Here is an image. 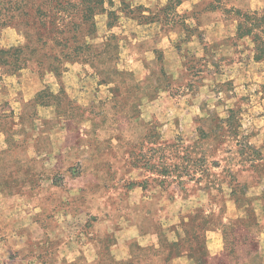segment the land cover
<instances>
[{"label": "rangeland", "instance_id": "1", "mask_svg": "<svg viewBox=\"0 0 264 264\" xmlns=\"http://www.w3.org/2000/svg\"><path fill=\"white\" fill-rule=\"evenodd\" d=\"M33 2L0 35V144L41 141L56 176L0 197V264H264V0Z\"/></svg>", "mask_w": 264, "mask_h": 264}, {"label": "crops", "instance_id": "2", "mask_svg": "<svg viewBox=\"0 0 264 264\" xmlns=\"http://www.w3.org/2000/svg\"><path fill=\"white\" fill-rule=\"evenodd\" d=\"M0 129H3V127H0ZM35 130L34 127L28 128V131L35 132ZM1 132H4V130ZM20 132L19 129L13 127L12 136H8V139H5L4 143L0 144L3 149V151H0V168L2 167L0 170V197H27L34 194L42 197L50 196L49 189L37 186L39 182L43 185L44 180H49L56 176L51 174L53 172V162L48 155L49 150L47 151V160L45 158L46 154L38 149L41 141H32L33 139L18 141V139H14L20 135ZM34 176L36 177L34 178ZM17 177H19L18 180ZM26 177L30 178L27 179ZM59 177L60 180L63 179L59 175L56 178L59 180ZM55 186L52 192L58 190L63 192L69 188L63 187L62 180L60 184L56 183ZM36 222L40 223V220L37 218ZM40 225L43 226L41 223Z\"/></svg>", "mask_w": 264, "mask_h": 264}, {"label": "trees", "instance_id": "3", "mask_svg": "<svg viewBox=\"0 0 264 264\" xmlns=\"http://www.w3.org/2000/svg\"><path fill=\"white\" fill-rule=\"evenodd\" d=\"M83 0H43V3L41 5H38L36 9H34V12H36V14L38 15L40 14H44V15H49L52 11L54 12V16L56 17L58 15H67V17H71V14L74 11H77L78 9L83 11H86V13H91L94 14V7H96V5L101 4L102 0H88V4H86L84 7H81ZM104 1V0H103ZM182 0H168L167 6L165 7V11H169L172 9V6L176 3L181 4ZM96 4V5H90V3ZM34 2L33 0H1L0 1V35L3 31V29H5L6 27H9L11 25H15L18 24V22L20 21V19H25L23 21V23H19V24H25L26 26H29V22L26 20V18H28L30 11H29V5H33ZM33 12V11H32ZM74 16V15H72ZM53 22V21H51ZM54 24V22H53ZM94 32V31H93ZM93 32H89L88 34H92ZM78 37L76 34L74 35H70L67 34L62 38V42H63V49L61 50L63 59L66 60H77L78 57L74 56L72 53L73 51H77L81 48H87L90 49V45L88 43H86L85 41L82 44H78L77 43ZM108 40V39H107ZM118 41V38L116 39V42ZM107 45L109 46V41H107ZM72 48V49H71ZM42 47H37V49H32L31 51H33L34 53H39L40 54V58H48L46 57V54H43L41 52ZM10 49L9 50H5V49H0V59L3 55H8ZM58 56H55V59H53L54 61H59V63H61L62 58H59ZM26 59H24V61L22 62L23 64H27ZM71 62V61H70ZM4 67L5 68V73H10V71L12 70L13 67H10V63L8 61V57H6V59L4 60ZM38 64H41L40 59L38 60ZM21 67V66H20ZM235 191H233L234 193ZM251 213V211H250ZM249 217V218H248ZM245 219H238L237 220V224H243V222L247 223H251L252 218L250 216H248ZM195 218V217H193ZM237 224L235 223H231L228 225H225L222 223V221H220V225L222 228H224L223 230V234L225 236V241H226V245H228L229 243V238H228V229L229 228H234ZM189 233H187L188 235ZM247 237V235H246ZM178 249H176L175 252H172V254H170L171 256L174 255H178L179 256V251H177ZM233 251V249H232ZM231 253V252H230ZM159 254H154V257H157ZM205 256V255H204Z\"/></svg>", "mask_w": 264, "mask_h": 264}]
</instances>
